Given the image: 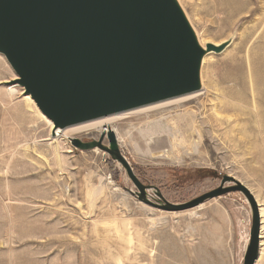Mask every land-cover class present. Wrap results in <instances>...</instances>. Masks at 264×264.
<instances>
[{"label": "rangeland", "instance_id": "obj_1", "mask_svg": "<svg viewBox=\"0 0 264 264\" xmlns=\"http://www.w3.org/2000/svg\"><path fill=\"white\" fill-rule=\"evenodd\" d=\"M177 1L204 43L225 46L202 64L203 94L112 124L158 208L139 200L109 154L80 151L71 142L98 141L102 133L56 138L0 53V264H243L252 215L241 193L183 211L161 208L187 205L226 176L259 203L256 264H264V0ZM229 101L234 111L223 108ZM213 108H220V126L190 132L181 119L193 110L200 120L202 114L216 118Z\"/></svg>", "mask_w": 264, "mask_h": 264}, {"label": "water", "instance_id": "obj_2", "mask_svg": "<svg viewBox=\"0 0 264 264\" xmlns=\"http://www.w3.org/2000/svg\"><path fill=\"white\" fill-rule=\"evenodd\" d=\"M224 48L200 45L177 0H0V53L42 114L62 131L200 91L204 58ZM71 142L80 151L109 154L125 169L139 200L160 207L147 199L150 187L137 178L112 130L98 141ZM231 193H241L249 204L243 264H256L261 209L234 178L224 177L219 188L187 205L161 208L183 211Z\"/></svg>", "mask_w": 264, "mask_h": 264}, {"label": "bare ground", "instance_id": "obj_3", "mask_svg": "<svg viewBox=\"0 0 264 264\" xmlns=\"http://www.w3.org/2000/svg\"><path fill=\"white\" fill-rule=\"evenodd\" d=\"M236 0H223V4L225 6H232V5H236L237 3L235 2ZM183 10V9H182ZM260 10V9H259ZM184 12V11H183ZM245 15V14H244ZM263 15V14H262ZM262 18V17H261ZM256 21V20H255ZM258 28V27H257ZM195 31V30H194ZM253 32V31H252ZM196 33V36H197V39L200 43V45L206 49V46L208 45V43H204V41L201 40V38L199 37V35ZM253 41V40H251ZM210 43V42H209ZM212 44V43H211ZM214 46H217L219 47V45H214ZM212 54H208L204 60L205 61H210L212 59L213 56H211ZM256 59V58H255ZM203 60V62H204ZM250 60V59H249ZM203 66V65H202ZM250 72V71H249ZM255 77H259L260 76V70L259 69H255L254 73ZM249 75L251 76V73H249ZM257 81V80H255ZM255 84V83H254ZM256 90V89H255ZM257 93V92H256ZM202 91H198V92H195V93H191V94H188V95H184V96H180V97H176V98H173V99H169V100H165V101H161V102H158V103H154V104H150V105H147V106H144V107H140V108H137V109H133V110H130V111H126V112H122V113H119V114H115V115H112V116H108V117H105V118H101V119H97V120H93V121H89V122H86V123H82V124H79V125H76V126H72V127H69V128H66L65 130H68V131H65V130H60V129H55V126L52 122H50V120L48 122V124L50 125L51 129L54 130V131H57V135H56V138H60L61 136H64L65 134L63 133H66V134H69L71 136H75V137H78V136H81V135H89L91 133H104V132H108L110 130L113 131V133H115V135L117 136L118 132L117 130L112 126L113 122L115 123L116 121H119L121 119H127L128 117L130 116H133V115H143V114H146L149 112H157V111H161V110H165L169 107H173V106H179L181 105L182 103H185V102H188V101H192V100H195L197 98H199L201 95H202ZM257 95H259V92L257 93ZM231 97V96H230ZM219 98V97H218ZM234 98H237L235 95H234ZM25 99L26 101L28 102H33L32 98L30 95H25ZM259 101V100H258ZM261 101V100H260ZM264 101V99H263ZM27 102V103H28ZM197 102V101H196ZM214 102V101H212ZM218 102L219 99H218ZM230 102V101H229ZM234 102V101H233ZM233 102H230L227 104V106H224L223 108H225L226 110L228 111H234L235 110V103L233 104ZM220 103H223L222 100ZM199 104V103H198ZM205 105V104H204ZM238 105V104H237ZM217 107V105H216ZM211 108V107H210ZM203 109V108H202ZM214 109V108H213ZM220 108H215L214 111L216 113V115L214 114V116L216 118H212L213 115L211 117H207L205 114H202V118L200 120V117L198 115L197 112H195L194 110L189 112V113H186L184 115H182V121H184L186 123V125H188L189 129L191 130L190 132H193L194 129L197 128V125L199 126H209L211 127L212 125H217V126H220V122L221 120L219 118H221L219 116V110ZM222 110V109H221ZM246 110V109H245ZM209 111V110H208ZM248 111V110H247ZM211 113V112H210ZM221 113V112H220ZM210 115V114H209ZM219 117V118H218ZM162 118V117H161ZM224 118V117H223ZM263 118V117H262ZM180 119V120H181ZM183 122V123H184ZM228 122H231V120H227V123ZM248 122V121H247ZM212 124V125H211ZM214 125V126H215ZM224 125V124H223ZM163 127V126H162ZM229 128V126H227ZM159 128V127H158ZM147 129H145L144 131H146ZM184 130V129H183ZM201 130V128H200ZM199 130V131H200ZM213 130V129H212ZM211 130V131H212ZM151 131V130H149ZM196 131V130H195ZM215 131V130H214ZM224 131V130H223ZM221 130V132H223ZM143 132V131H141ZM187 132V131H186ZM225 133V132H224ZM162 134V133H161ZM227 134V133H226ZM222 136V135H221ZM161 137V136H160ZM174 138V137H173ZM264 138V137H263ZM118 139V138H117ZM175 139V138H174ZM162 140V139H161ZM174 141V140H173ZM174 145V144H173ZM172 145V146H173ZM263 145V144H262ZM59 146V145H58ZM58 149V148H57ZM54 150V149H53ZM58 151V150H57ZM58 154V153H57ZM161 156V155H160ZM59 158V156H58ZM45 159V158H44ZM40 160V159H39ZM61 162V161H60ZM57 180V179H56ZM33 191V190H32ZM14 192V191H12ZM11 192V193H12ZM21 192V191H20ZM22 194V193H21ZM20 194V195H21ZM15 195V194H14ZM23 199V197H22ZM25 199V198H24ZM34 200V199H33ZM19 204V203H18ZM262 215V213H261ZM262 252V251H261ZM261 256V255H260ZM261 259V258H260Z\"/></svg>", "mask_w": 264, "mask_h": 264}, {"label": "crops", "instance_id": "obj_4", "mask_svg": "<svg viewBox=\"0 0 264 264\" xmlns=\"http://www.w3.org/2000/svg\"><path fill=\"white\" fill-rule=\"evenodd\" d=\"M263 230V229H262Z\"/></svg>", "mask_w": 264, "mask_h": 264}]
</instances>
